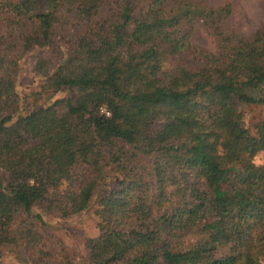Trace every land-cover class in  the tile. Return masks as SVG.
<instances>
[{
	"label": "trees",
	"instance_id": "16d2710c",
	"mask_svg": "<svg viewBox=\"0 0 264 264\" xmlns=\"http://www.w3.org/2000/svg\"><path fill=\"white\" fill-rule=\"evenodd\" d=\"M230 13L201 0H117L114 9L110 0H0V24L9 21L21 48L44 49L33 68L41 89L19 111L0 33V256L3 245L44 240L35 207L61 217L87 209L108 170L114 186L84 243L90 264L264 261V163L253 162L264 122L250 133L240 109L264 105V27L226 32ZM196 22L212 30L217 53L191 45ZM69 23L78 32L68 44L59 31ZM180 54L201 69L173 64Z\"/></svg>",
	"mask_w": 264,
	"mask_h": 264
},
{
	"label": "rangeland",
	"instance_id": "374dc122",
	"mask_svg": "<svg viewBox=\"0 0 264 264\" xmlns=\"http://www.w3.org/2000/svg\"><path fill=\"white\" fill-rule=\"evenodd\" d=\"M210 7H219L229 4L231 13L224 19L222 27L226 32L234 31L238 35L251 36L264 27V0H201ZM116 3V4H115ZM114 9L117 0H110ZM9 21L0 24V33H8V43L12 50L15 66V92L20 98L19 111L34 105L37 93L40 91L42 77L37 74L33 68L37 57L44 52V49L34 47L29 50H23L17 41L16 33H10L12 26ZM10 27V28H8ZM78 28L73 24L64 26L59 31L60 38L65 43L72 42L76 37ZM190 43L193 47L201 49L207 54L218 52V44L212 30L203 26L202 22H196L190 35ZM191 50V49H190ZM189 50V51H190ZM66 51V49H65ZM187 50L186 53H189ZM58 54H51L56 61ZM173 64L186 66L187 68L198 71L201 66L194 55L185 54L176 56ZM171 59V58H170ZM169 61V60H168ZM168 61L164 64L167 68L170 66ZM69 91L59 92L49 91L41 97L35 105H41L52 102L56 98L67 96ZM240 109L243 114L245 127L250 133L255 132L254 126L257 122H264V105L241 104ZM25 111V110H24ZM102 111V110H101ZM103 137L102 134H99ZM148 160V158H145ZM253 162L257 165L264 163V152L257 153ZM0 176L6 183L5 173L0 170ZM113 172L106 171L101 185H98L91 203L87 209L78 214L61 217L57 210H47L44 206L34 208V212L42 215L45 223L38 227V231L43 235L44 240L34 246L27 247L24 244H6L1 248L0 264H90L88 250L85 248V241L97 235L95 214L99 206V198L114 186ZM63 189V188H61ZM264 264V261H261Z\"/></svg>",
	"mask_w": 264,
	"mask_h": 264
},
{
	"label": "built area",
	"instance_id": "2783aa9c",
	"mask_svg": "<svg viewBox=\"0 0 264 264\" xmlns=\"http://www.w3.org/2000/svg\"><path fill=\"white\" fill-rule=\"evenodd\" d=\"M101 110H102V112H107L104 108H102Z\"/></svg>",
	"mask_w": 264,
	"mask_h": 264
}]
</instances>
